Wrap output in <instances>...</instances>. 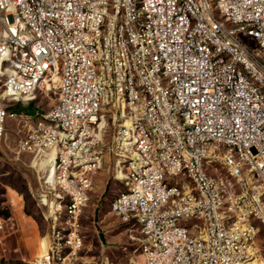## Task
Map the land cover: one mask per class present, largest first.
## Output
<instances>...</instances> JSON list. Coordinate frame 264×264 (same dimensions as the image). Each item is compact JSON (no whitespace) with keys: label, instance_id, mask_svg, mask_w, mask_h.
<instances>
[{"label":"built area","instance_id":"1","mask_svg":"<svg viewBox=\"0 0 264 264\" xmlns=\"http://www.w3.org/2000/svg\"><path fill=\"white\" fill-rule=\"evenodd\" d=\"M53 89L46 112L14 108ZM109 112L111 210L137 224L141 264H258L264 0H0V148L21 124L49 223L13 264L80 258Z\"/></svg>","mask_w":264,"mask_h":264},{"label":"rangeland","instance_id":"2","mask_svg":"<svg viewBox=\"0 0 264 264\" xmlns=\"http://www.w3.org/2000/svg\"><path fill=\"white\" fill-rule=\"evenodd\" d=\"M57 90L36 92L32 102H20L17 110L35 115L48 111L57 101ZM106 116L103 131L104 160L94 176L82 217L84 248L75 264H101L108 259L111 264H141L139 243L141 233L137 224L113 213L111 201L123 190L115 177L116 157L108 147L117 130V122ZM25 134L23 126L9 121L5 141L0 148V264H13L29 260L42 252V244L49 223L45 218L47 208L40 199L44 188L33 168V155L18 152L17 143ZM258 264H264V228L256 240Z\"/></svg>","mask_w":264,"mask_h":264}]
</instances>
